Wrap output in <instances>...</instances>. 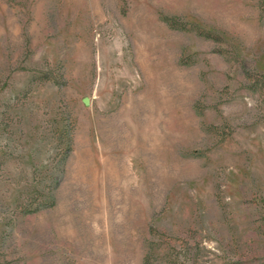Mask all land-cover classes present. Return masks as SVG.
I'll list each match as a JSON object with an SVG mask.
<instances>
[{
	"label": "rangeland",
	"instance_id": "obj_1",
	"mask_svg": "<svg viewBox=\"0 0 264 264\" xmlns=\"http://www.w3.org/2000/svg\"><path fill=\"white\" fill-rule=\"evenodd\" d=\"M0 264H264V0H0Z\"/></svg>",
	"mask_w": 264,
	"mask_h": 264
}]
</instances>
